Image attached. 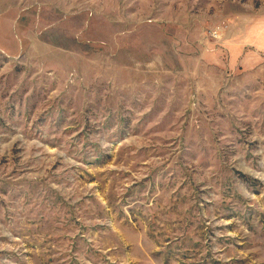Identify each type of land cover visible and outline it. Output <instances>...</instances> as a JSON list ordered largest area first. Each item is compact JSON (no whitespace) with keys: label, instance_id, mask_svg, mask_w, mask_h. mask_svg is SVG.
<instances>
[{"label":"rangeland","instance_id":"374dc122","mask_svg":"<svg viewBox=\"0 0 264 264\" xmlns=\"http://www.w3.org/2000/svg\"><path fill=\"white\" fill-rule=\"evenodd\" d=\"M263 35L264 0H0V264H264Z\"/></svg>","mask_w":264,"mask_h":264},{"label":"crops","instance_id":"0c3cea01","mask_svg":"<svg viewBox=\"0 0 264 264\" xmlns=\"http://www.w3.org/2000/svg\"><path fill=\"white\" fill-rule=\"evenodd\" d=\"M245 19H243L242 18V22H238V25L236 24V25H234L233 27H235V28H240V27H242L243 29L246 27V21H244ZM232 27V28H233ZM234 30V32H236V35H237V29H233ZM245 32H246V29H245ZM253 32H257V28H256V26H254V28H253V31H252V33ZM245 35H246V33H243V35H240V37H242V38H239L240 39V41H238L239 39L238 38H234V36H233V38L231 37V44L232 45H237L238 47L239 46H241V44L242 45H244V43H246V38H245ZM264 36V35H263ZM233 39H235V40H233ZM238 41V42H237ZM248 42H249V44L250 45H253V46H255V47H259L258 49H259V54H258V58H257V55H255V54H251L250 52H242L241 51V58H240V61H239V63L242 65H252V64H250V63H252L251 62V60H255V59H261V55L262 56H264V38L263 39H259V40H254V38H251V37H249L248 38ZM256 48V49H257ZM258 51V50H257ZM231 61L232 62H235L237 59L236 58H238L239 56H237V54L235 55V58H233V56H232V54H231Z\"/></svg>","mask_w":264,"mask_h":264}]
</instances>
